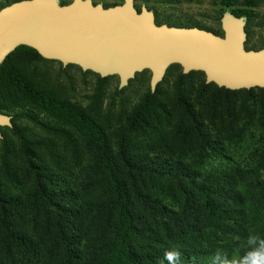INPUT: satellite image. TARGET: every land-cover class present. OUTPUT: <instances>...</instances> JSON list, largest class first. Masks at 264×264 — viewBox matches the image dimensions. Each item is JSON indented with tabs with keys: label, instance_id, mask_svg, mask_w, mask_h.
Returning <instances> with one entry per match:
<instances>
[{
	"label": "rangeland",
	"instance_id": "rangeland-1",
	"mask_svg": "<svg viewBox=\"0 0 264 264\" xmlns=\"http://www.w3.org/2000/svg\"><path fill=\"white\" fill-rule=\"evenodd\" d=\"M17 1L21 0H0V10ZM59 1L61 5H65L73 0ZM92 1L108 8L122 5L125 0ZM134 2L138 12L143 6L152 11L158 25L198 27L223 36L221 0H134ZM234 7L237 10L247 9L249 12L245 28L246 48L252 50L263 48L264 0H258L250 8L245 0H237ZM29 61L27 57L19 58L15 64L21 71L25 70L29 75L35 76V84L38 87H43L58 98L68 100L93 116L101 118V126L111 139L110 156L114 165L124 170L123 178L131 190L128 205L135 218L133 249L137 254L162 255L168 252L172 244L163 233L164 228L168 226L186 224L184 226L186 234L175 246L184 251L211 245L235 246L253 229L250 210L257 209L264 213L262 190L264 91L251 88L231 97L230 101H223L225 118L234 121L232 124L235 129L228 130L225 138H219L209 143L207 147L201 141L198 142L194 148L190 147L191 152L186 151L184 155L182 142L177 146L172 145L169 147L172 159L168 160L158 155L149 145V142L155 141V137L147 136L145 139L147 143L141 138V133L146 134L148 129L140 130L133 124L138 109L144 104L151 90L150 70L138 73L127 86L121 88L118 76L101 82L97 73L83 71L74 64L64 66L60 61L54 60H50L53 63L40 64L43 75H35L33 72L30 74L26 65ZM180 71L183 72L182 67H175L168 77V84L162 86L159 85L160 82L154 92L151 90L152 93H157L158 101L169 106L171 110L173 98L178 97L182 87V84L178 85ZM190 77H186L183 82L198 81L194 75ZM4 96H7V100ZM0 102L5 105L3 113L0 114L10 116L12 119L17 113L21 116L15 120L18 124L17 134H12L8 130L9 126H0V132L3 133L2 136L4 135L0 139L12 146L7 152V146L0 142L1 183L10 186L15 195L16 193L28 195L29 191L32 194L35 188L34 178L41 170L45 176L46 191L54 199L53 208L48 207L45 211L41 209L39 213H30L29 210L32 208L27 204L26 208L29 210L26 219L28 225L30 221V229L33 230L32 219L40 217L38 232L44 237L48 233L45 225L49 213H54L55 222L58 214H62L58 205L63 204V196L69 201L71 220L76 218L75 214L78 211L87 210L89 213L85 214V219L94 218L92 220L94 232L97 233L98 228L103 229V232H98L96 238H100L101 244H111L114 240L117 217L112 213L110 219L105 222L99 224L96 221L102 204L91 191L92 183L98 182V174L95 176L96 164L91 159L83 158L80 160L83 163L81 169L74 166V171L68 169L75 160L79 162V159L75 154V146L69 145L65 136L59 138L54 134L55 130L64 126L65 122L59 120L61 116L33 103L20 105L21 101L10 88L0 89ZM227 105L238 109L235 115L232 113L233 110L226 107ZM149 107L152 110L155 105L149 104ZM241 108L243 112H239ZM147 110L149 112V108ZM228 114L233 116L229 117ZM207 126L210 127L209 124ZM75 129L76 131H73L70 128V131L73 133L74 141L81 146L79 155L81 150L87 154L86 140L90 138V133L83 131L81 126ZM43 138H51L53 141L51 143ZM175 139L177 138L171 134L170 144ZM50 144L54 147H50ZM203 153H206L207 158L200 162ZM44 156H47L49 167L42 164ZM203 188L209 190L216 205H225L229 210H242L245 212L244 217L226 221L225 232L213 233L215 231L206 230L202 226V222L207 219L204 212ZM136 191L146 200L142 204L138 203L139 198L135 197ZM103 203L105 206L108 205L105 199ZM71 220L70 222H73ZM64 239L68 240V235L59 237L58 240H62L63 244Z\"/></svg>",
	"mask_w": 264,
	"mask_h": 264
},
{
	"label": "trees",
	"instance_id": "trees-1",
	"mask_svg": "<svg viewBox=\"0 0 264 264\" xmlns=\"http://www.w3.org/2000/svg\"><path fill=\"white\" fill-rule=\"evenodd\" d=\"M221 1L223 5L222 16L227 12H231L236 17H244L246 20L249 18L247 9L237 10L234 7L237 0ZM245 1L248 8L253 7L258 2V0ZM25 57L30 60L26 64L30 74L33 72L35 75H43L44 72L40 64L42 62L53 63V61L43 58L31 47L18 46L0 64V89L10 88L13 90L21 101L20 105L33 103L61 116L59 120L62 119L65 122L64 126L55 130L54 134L59 138L65 136L69 145L75 146V154L79 159V162L75 160L74 164L68 169L70 171H74V167L81 169L83 163L80 160L83 158L84 160L88 158L94 161V164H96L95 176L98 174V182L92 183L91 191L102 203L96 221L99 224L103 223L110 219L112 213H115L117 224L113 242L111 244H101L100 238L96 237L98 232H103V229L98 228L97 233L94 232L92 224L94 218L85 219V214L89 213L87 210L78 211L75 214L76 218L71 220L72 213L69 201L62 196L63 204L58 205L62 214L57 212L58 218L55 222L54 213H49L45 225L48 233L43 237L38 232L40 217L36 220L32 219L33 230L29 227L30 221L28 225L26 219L28 216L27 210H29L26 208L27 204L32 208L29 210L30 213H39L41 209L45 211L48 207H54V199L46 191L45 176L41 170L34 178L35 188L32 194L29 191L28 195L18 193L15 195L10 186H5L0 181V264H168L165 254L140 255L133 249L135 218L128 205L131 190L123 178V175H125L124 170L117 168L110 156L109 142L111 139L101 126V118L93 116L84 108L68 100L58 98L43 87H38L35 84V76L29 75L25 70L21 71L15 64L19 61V58ZM175 67L181 66L178 64L172 65L159 85L163 86L169 83L168 77ZM193 75L198 81L193 83L183 82L186 77ZM111 77L114 76L99 77V81L105 82ZM179 84H182V87L179 90L178 97L173 98V110L169 106L160 103L157 93H152L149 90L144 104L138 109L136 118L133 120V124L138 126L140 130L148 129L146 134L141 133V138L145 140L149 135L155 137V141L149 142V145L153 147L158 155L164 156L168 160L172 159L170 156L172 152L169 149L172 145L177 146L182 142L184 147L182 154L184 155L186 151L191 152L190 147L194 148L200 141L207 147L209 143H213L219 138H225L228 135V130L232 131L235 128L232 124L234 121L231 122L225 118V103L223 101H230L231 97L247 90H230L213 83H206L205 75L201 71H192L189 74L180 71ZM259 89L264 91L263 88ZM223 96L226 98L224 99ZM4 98L7 100V96H4ZM13 103L17 104L18 102ZM149 104H154L155 107L151 110ZM4 106V103L0 102V113H3ZM158 107L160 108L159 111ZM226 107L233 110V115L238 111L231 105ZM247 108L249 109L248 105ZM242 109L239 112H243ZM16 115L12 119L14 128L8 127L12 134H17L18 124L15 120L17 117L21 118L20 114L17 113ZM228 115L229 117L233 116ZM246 116L248 117L247 114ZM77 126H81L83 131L90 133V138L88 137L86 140L87 154H84L81 150L79 155L81 146L77 145V141H74L73 133L70 131V128L76 131ZM171 134L177 139L170 144ZM43 139L51 143L53 141L51 138ZM0 142L7 146V152L12 148L11 144H7V141L3 139H0ZM145 142L148 141L145 140ZM50 147H54V145L50 144ZM47 156H44L45 159L42 164L49 167ZM206 158V153H203L200 162ZM262 190L264 192V168ZM203 192L205 195L204 212L207 219L202 222V226L206 230L215 231L213 233L225 232L224 223L226 221L244 217L245 212L242 210H229L225 205H216L212 201L207 188H203ZM135 197L139 198L140 202L138 203L140 204L146 201L137 191ZM103 199L107 201V206L104 205ZM250 214L251 222L253 221L251 228L253 229L248 232L247 236L251 233L264 237V213H260L257 209H251ZM70 220L73 222H70ZM185 225L184 223L176 227L168 226L164 228L163 232L165 238L172 244V248L168 251H178L180 253L179 264H211V257L216 249H223L229 256H240L245 251L242 245L247 236L241 240V243L231 247L211 245L189 251L175 248L179 240L186 234ZM67 235L68 240L64 239L62 244V240H58L59 237Z\"/></svg>",
	"mask_w": 264,
	"mask_h": 264
},
{
	"label": "water",
	"instance_id": "water-1",
	"mask_svg": "<svg viewBox=\"0 0 264 264\" xmlns=\"http://www.w3.org/2000/svg\"><path fill=\"white\" fill-rule=\"evenodd\" d=\"M221 26L223 36L158 25L155 14L145 6L138 12L134 0L108 8L92 0H21L0 10V64L23 45L64 66L118 76L121 88L150 70L154 92L175 64L184 74L203 72L206 83L221 88H264V47L246 48V18L227 12ZM0 126L11 127L12 118L0 114Z\"/></svg>",
	"mask_w": 264,
	"mask_h": 264
},
{
	"label": "clouds",
	"instance_id": "clouds-1",
	"mask_svg": "<svg viewBox=\"0 0 264 264\" xmlns=\"http://www.w3.org/2000/svg\"><path fill=\"white\" fill-rule=\"evenodd\" d=\"M242 247L243 255L229 256L223 249H216L211 257V264H264V237L249 234ZM168 264H179L180 253L168 251L165 253Z\"/></svg>",
	"mask_w": 264,
	"mask_h": 264
},
{
	"label": "bare ground",
	"instance_id": "bare-ground-1",
	"mask_svg": "<svg viewBox=\"0 0 264 264\" xmlns=\"http://www.w3.org/2000/svg\"><path fill=\"white\" fill-rule=\"evenodd\" d=\"M214 34V33H213ZM216 35V34H215Z\"/></svg>",
	"mask_w": 264,
	"mask_h": 264
}]
</instances>
